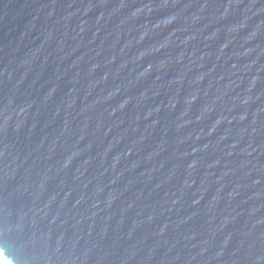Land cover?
Here are the masks:
<instances>
[{
	"label": "water",
	"instance_id": "1",
	"mask_svg": "<svg viewBox=\"0 0 264 264\" xmlns=\"http://www.w3.org/2000/svg\"><path fill=\"white\" fill-rule=\"evenodd\" d=\"M6 264H264V0H0Z\"/></svg>",
	"mask_w": 264,
	"mask_h": 264
},
{
	"label": "rangeland",
	"instance_id": "2",
	"mask_svg": "<svg viewBox=\"0 0 264 264\" xmlns=\"http://www.w3.org/2000/svg\"><path fill=\"white\" fill-rule=\"evenodd\" d=\"M0 264H6L5 260L3 259V257H0Z\"/></svg>",
	"mask_w": 264,
	"mask_h": 264
}]
</instances>
